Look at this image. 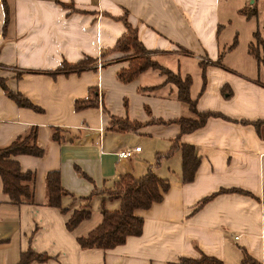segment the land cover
Here are the masks:
<instances>
[{"label": "crops", "instance_id": "obj_1", "mask_svg": "<svg viewBox=\"0 0 264 264\" xmlns=\"http://www.w3.org/2000/svg\"><path fill=\"white\" fill-rule=\"evenodd\" d=\"M121 16L152 60L189 78L195 110L217 116L180 133L175 120L192 114L164 75L148 68L131 81L116 79L128 64L112 50L124 32ZM254 32L264 36V1L0 0V79L40 109L17 106L0 87V145L35 126L44 150L13 157L34 174L31 203L6 202L0 185V264L16 263L26 250L46 258L26 264H174L200 254L239 264L243 253L264 264V124L249 123L264 119V68L248 53ZM83 58L96 61L79 72L50 74ZM78 99L95 105L76 110ZM108 115L140 126L109 127ZM52 127L59 141L50 139ZM176 137L199 158L190 182L181 180L178 148L169 151ZM135 147L128 158L118 157ZM148 169L168 186L159 202L134 211L142 218L140 234L110 249L80 248L76 237L118 201L104 193L87 202L74 198ZM48 171L58 172L71 195L61 198L63 207L88 205L89 218L73 231L64 225L67 214L44 205ZM232 189L240 191L216 193Z\"/></svg>", "mask_w": 264, "mask_h": 264}, {"label": "trees", "instance_id": "obj_2", "mask_svg": "<svg viewBox=\"0 0 264 264\" xmlns=\"http://www.w3.org/2000/svg\"><path fill=\"white\" fill-rule=\"evenodd\" d=\"M62 5V4H61ZM242 12L244 10H241ZM254 12V11H252ZM124 26V32L116 39L112 50L124 54L128 62L125 68L115 73V77L120 82H128L133 80L140 72L151 68L159 71L164 75V82L171 83L176 88V97L180 102L186 103L192 114L191 118L179 117L175 120L178 124L180 133L192 131L200 127L205 119L209 116H217L214 112H198L194 108V101L189 98L188 87L190 80L188 77L181 78L177 73H173L168 69L160 66L150 56V52L146 50L138 39L136 29L132 27L124 16L119 18ZM255 43L248 45V53L257 61L258 66L264 68V36L257 32L253 33ZM96 61V60H95ZM95 61L91 58H83L76 63L68 64L62 62L50 74L79 72L86 66ZM0 87L7 93L8 97L15 102L17 106L30 108L33 111L40 109L33 105L25 96L16 91L6 88L2 79H0ZM153 89V87L148 88ZM201 91V90H200ZM95 99V98H94ZM93 99H78L74 101V109L78 110L88 106H94ZM109 116V127H116L119 130H132L140 126L136 122H128L126 119ZM255 129L259 125L264 124V119L249 122ZM59 129L51 128L50 139L59 141ZM36 128L30 126L24 133L11 139L5 145H0V185L1 193L5 196V201L14 205L32 202V191L34 174L31 171H21L14 156L19 154L32 155L39 157L43 154V148L36 143ZM174 139L170 146L171 152L176 147L180 153L181 159V180L182 182H190L193 179L195 169L198 165L199 158L194 153L193 147L188 144L177 142ZM170 152H167L168 155ZM157 163V160H156ZM168 180L158 177L151 169L138 177H134L129 173L120 174L109 188L102 190H92L86 196L74 198L75 200L88 201L94 193H104L108 199L118 201L115 209H102L100 211V221L92 227L86 234L77 236L76 241L80 248H99L110 249L124 243L127 236H136L141 232L142 218L135 215L137 209H146L152 203L159 202L162 194L166 191ZM240 190H220L216 193ZM71 196L69 192L62 188L59 182L57 171H48L44 174V205L57 208L60 213L67 214L64 225L68 231H73L83 220L89 218L90 210L85 204L82 208L69 209L61 205L63 196ZM213 194L203 198L201 202L212 197ZM1 202V200H0ZM44 260V255L36 254L30 250H26L19 255V259L14 264H26L31 260ZM174 264H223L220 260L200 254L194 258H179ZM239 264H259L243 253Z\"/></svg>", "mask_w": 264, "mask_h": 264}, {"label": "built area", "instance_id": "obj_3", "mask_svg": "<svg viewBox=\"0 0 264 264\" xmlns=\"http://www.w3.org/2000/svg\"><path fill=\"white\" fill-rule=\"evenodd\" d=\"M100 66H101V64L98 61L96 63V68L99 69ZM99 130L101 131V128ZM133 150L134 151H138V147H135L134 149L128 148V149L122 150V151L118 152L117 155L120 158H128L131 155V153H132Z\"/></svg>", "mask_w": 264, "mask_h": 264}, {"label": "rangeland", "instance_id": "obj_4", "mask_svg": "<svg viewBox=\"0 0 264 264\" xmlns=\"http://www.w3.org/2000/svg\"><path fill=\"white\" fill-rule=\"evenodd\" d=\"M264 0H257V2H263ZM254 43H255V40H254Z\"/></svg>", "mask_w": 264, "mask_h": 264}]
</instances>
